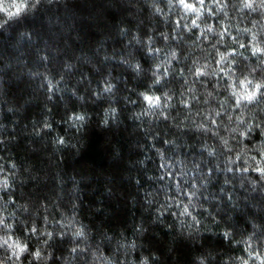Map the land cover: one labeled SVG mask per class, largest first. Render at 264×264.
Listing matches in <instances>:
<instances>
[{
  "label": "clouds",
  "instance_id": "9594fccd",
  "mask_svg": "<svg viewBox=\"0 0 264 264\" xmlns=\"http://www.w3.org/2000/svg\"><path fill=\"white\" fill-rule=\"evenodd\" d=\"M0 264H264V0H0Z\"/></svg>",
  "mask_w": 264,
  "mask_h": 264
}]
</instances>
